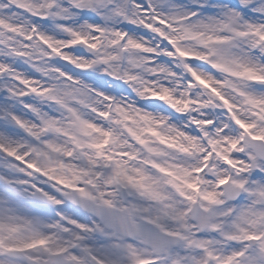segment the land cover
<instances>
[{
    "label": "snow or ice",
    "instance_id": "1",
    "mask_svg": "<svg viewBox=\"0 0 264 264\" xmlns=\"http://www.w3.org/2000/svg\"><path fill=\"white\" fill-rule=\"evenodd\" d=\"M190 3L0 0V264H264V0Z\"/></svg>",
    "mask_w": 264,
    "mask_h": 264
},
{
    "label": "rangeland",
    "instance_id": "2",
    "mask_svg": "<svg viewBox=\"0 0 264 264\" xmlns=\"http://www.w3.org/2000/svg\"><path fill=\"white\" fill-rule=\"evenodd\" d=\"M176 2L188 6L193 11L196 10L195 6L190 3V0H176ZM208 3L210 5L211 4H217V3H228L231 6V5H235L237 3V0H208ZM200 11L203 12L204 14H208V13H210L212 11H215V10L214 9H211V8H204V9H200ZM93 18L96 20V22H99V18L98 17H94L92 13L84 12V13H81L80 14V19H89L90 22H91V20ZM76 22L79 23V20H77ZM41 23H43V22H41ZM47 26L48 25H45V27H47ZM122 27H125L128 30H130V31H138L139 32V30L133 29L132 26H129V25H122ZM140 34H143V33L141 32ZM162 61L164 63H169V61L167 60V58H162ZM14 66L20 68L22 71L27 72L28 75H38V74L32 72V70L29 69V68H27V69L23 68L22 67L23 66V63H21L20 61H17ZM176 70L179 71V69H176ZM96 85L97 86H100L102 88L104 87L103 84H102V82H100V81H97L96 82ZM27 99H29V98H26V100ZM149 110H152V109H149ZM0 126L3 127L2 122H0ZM64 210L67 211V212H69V213H71V214H76L77 213V212L71 210L67 205L65 206V209ZM49 214H52V213H49ZM52 215H54V214H52Z\"/></svg>",
    "mask_w": 264,
    "mask_h": 264
},
{
    "label": "bare ground",
    "instance_id": "3",
    "mask_svg": "<svg viewBox=\"0 0 264 264\" xmlns=\"http://www.w3.org/2000/svg\"><path fill=\"white\" fill-rule=\"evenodd\" d=\"M23 68H25V69H27L28 67H27V65H25V64H23V66H22ZM1 127V126H0Z\"/></svg>",
    "mask_w": 264,
    "mask_h": 264
}]
</instances>
